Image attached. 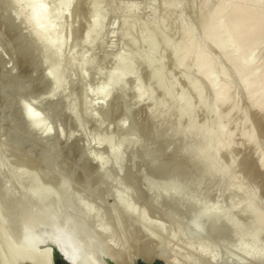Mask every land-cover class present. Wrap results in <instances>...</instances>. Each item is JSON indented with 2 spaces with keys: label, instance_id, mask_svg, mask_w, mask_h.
<instances>
[{
  "label": "rangeland",
  "instance_id": "374dc122",
  "mask_svg": "<svg viewBox=\"0 0 264 264\" xmlns=\"http://www.w3.org/2000/svg\"><path fill=\"white\" fill-rule=\"evenodd\" d=\"M165 1L0 0V166H5V173L0 172V207L16 203L12 193L16 196L28 189L38 191L40 201L62 215L82 217L79 203L94 206L95 218H104L95 219L94 225L104 221L106 228L115 226L112 230L121 234L118 237L119 233L107 230L104 244H118L122 237L124 243L119 244L127 246L122 255L109 253L111 262L117 258L116 264L122 259H129L128 264L153 259L160 264L156 259L167 262L171 251L177 261L182 259L178 262L189 264H229L230 260L264 264L258 257L243 256L249 249L255 251L259 243L264 247V225L258 234L250 229L256 218H264V170L256 161L264 153V112L248 107L231 71L227 75L239 106L232 109L228 103L214 101L212 89L200 78L193 60L182 62L189 41L199 46L204 40L200 20L223 0ZM36 3L45 4L49 24L39 35L32 32L35 20L22 23L13 16L27 17ZM201 6L209 8L208 12L202 15ZM187 27L193 29L195 38ZM51 30L58 33L52 32L54 38L44 50ZM203 42L200 47L206 45L211 55L217 54ZM256 52L259 64L264 44ZM222 58L219 67L228 69ZM121 78L125 89L116 90L113 83ZM100 90L110 92L106 100ZM219 115L227 129L239 133L234 134L233 151L219 154L223 165L235 164L231 175L236 181L231 182V176L228 181L227 176L225 186L224 179L197 160L199 156L190 158L202 142L193 134L199 127L210 130L211 144L222 141ZM245 125L257 135L260 146L242 143L240 130ZM186 130L192 135L187 136ZM9 185H13L12 193L3 202ZM25 199L34 209H41V203ZM121 201L132 207L131 213L120 208ZM243 204L245 210L233 209ZM7 210L0 216L4 227L8 213L13 212ZM14 212L26 216L31 210ZM235 229L244 235L254 231L255 236L237 235ZM4 232L1 227L0 235ZM1 254L0 263L5 264Z\"/></svg>",
  "mask_w": 264,
  "mask_h": 264
},
{
  "label": "bare ground",
  "instance_id": "6f19581e",
  "mask_svg": "<svg viewBox=\"0 0 264 264\" xmlns=\"http://www.w3.org/2000/svg\"><path fill=\"white\" fill-rule=\"evenodd\" d=\"M172 1L174 3V0H172ZM201 1H203V0H201ZM165 2H168V0ZM169 4H167V5H169ZM207 4H208V2H207ZM207 4H206V6H207ZM172 5H175V4H172ZM201 5L204 6V3ZM209 5H211V3ZM203 6H201L202 12H200L202 15L204 14V11L208 12V9H209L208 8V9L202 10ZM215 6L216 7L213 6L214 7L213 9L210 8L211 10L209 9L208 13L204 14V17H202V20H200V24H198V25H200L202 29L204 28L203 29L204 33H202L203 34L202 36H204V37H202V39L204 38V40H205L206 44H208V46L209 45L213 46L214 50L215 51L217 50L216 51L217 54L213 56V55H211L212 51L210 50L211 51L210 52L208 50L210 52V54H209L208 51L205 49L206 45H204V44H203L204 45L203 47H200L202 45L201 42L204 41L202 39H201L202 41L199 42L201 44V45L199 44V46H198V44L195 45L196 42L194 44V42L191 43V41H189L190 43H188V41H187L188 44L186 45V47L183 48L184 50L182 51V54H183L182 55V62H185L186 60L189 61L190 59L193 60V64L198 69V73H199L200 78L204 79L205 82L207 83V85L212 89L214 101L216 103H228V104H230L231 109L232 108H239V106H237L238 105L237 102L234 101V100H236L235 99L236 97H234L236 95L232 92L233 91V88L231 86L232 83H231V80H229L231 78H228V75H230L232 73L233 77L235 76L236 78L235 77L234 78L237 79V82L239 84L238 86L241 87L240 91L242 89L243 92L245 93V94L243 93L244 96L246 95L248 107L250 105V106H252V108L254 107L253 109L258 111L259 114L263 113L264 112V64H262L261 62H264V59H262L263 61L260 60L261 62L259 64L257 63V61H256V53H257L256 50L258 51L261 48V45L264 44V0H223L220 3H217V5H215ZM44 9H45L44 3H36V4H33L31 11L27 17H21L18 14L19 12L17 13L18 14L17 16L16 15H13V16L16 17L17 19H19V21L22 23H28L29 20H35V26L33 27L32 32L35 35L36 34L39 35L43 30H46L47 27H49L47 17L44 14ZM96 20H97V18H96ZM96 20H94V21L96 22ZM201 22H202V24H201ZM197 23H199V22H197ZM190 28L187 27V30ZM201 28H200V31H202ZM187 30H186V32H187ZM191 30L192 31H190V32H192V33H190V35L194 36L195 32L193 33L192 28H191ZM52 32L58 33V32H55L54 30H51V34H52ZM190 35H189V38H188V36L186 37V35H184V31H183V36L186 37L187 40L190 39V37H191ZM53 38H54V34H52V36H50V35L46 36V38L44 39V44L42 45V48L44 50H45V48H48V46H50ZM194 38H195V36H194ZM186 39H185V41H186ZM191 40L197 41L196 39H193V38ZM205 42H203V43H205ZM208 46H207V49H208ZM210 49H211V47H210ZM221 57H223L225 59V61H226L225 63H227L228 69L224 68L225 66L219 67V64L217 62H219L218 59ZM57 60H58V58H57ZM122 61L123 60H121L120 62L122 63ZM57 63H58V61H57ZM55 64H56V62H55ZM229 72H230V74H229ZM223 76H224V78L222 80ZM122 78L118 79L117 81H115L113 83L116 90H118V89L122 90L123 89L124 85L122 86V80H124V79H122ZM195 83H196V81L192 82L191 84L195 85ZM106 86H107V84H106ZM111 88H113V86H111ZM135 88H137V87H135ZM124 89H125V86H124ZM100 91L102 92V90H100ZM148 91H150V90H148ZM144 92H145V90H144ZM198 93H199V96L201 97L202 96L201 90H199ZM232 93L234 94L233 96H232ZM109 94H110L109 91L103 90L101 97H103L104 100H106L109 97ZM148 94H149V92H148ZM144 100H146V99H144ZM137 101H139V100H137ZM167 110H169V108ZM219 116L220 117H219V126H218L219 130L218 131L222 137V141L217 142V143L213 142V144H211L213 141V137H212L210 130L207 127H206L207 129L203 128L204 130L201 129L200 127H199L200 129L198 128V130H196L195 127H193L196 130L195 131L196 134L195 133H193V134L196 135V137L198 136L199 141H202V142H201L200 146L198 145V149H195L196 147L192 149V152L194 149H195L194 152H196V150H197V154L193 153L195 156L193 154H189V155H193L194 158L190 156V158H192L193 160L195 159L196 155H197V158L199 156V158L197 160L201 159V161L204 162L203 164H205V168L207 167L208 172L210 171L212 174H215L216 176L219 177L220 180L224 179L223 180L224 185L221 182H220V184L225 186L226 185L225 181H226L227 176H228L227 180H228L229 176H231L230 177V179L232 178L231 182H234V180L236 181V179H235L236 176L231 175V172H233L232 170L235 168L231 167V165H233L234 163L233 164L230 163V165L224 163V165H223L221 163V159L219 158V156H220L219 154H221L223 152H225V153L230 152L231 153L232 148L235 147V144H236L235 143V139H236L235 136L236 135L234 136V134H239V133H237V130L231 131L234 129H229V127L227 129L225 126V121L222 120L224 123L220 122L221 115H219ZM153 119H154V117H153ZM187 123H188V125H190L189 121ZM245 124H247V123H245ZM192 126H193V123H192ZM237 127H235V128H237ZM244 127L242 128L243 131H242V129L240 130V132L242 133V134H240V138L244 137V139H245V141H244L243 138H241L242 143L247 142L248 144L244 143L247 147L251 146V145H249L250 143L255 145V147L253 146L254 148H256L257 145L260 146V143L258 144L259 139L257 140V135H255L254 131L250 130L251 128L249 130L246 129V128H248L247 125H245ZM189 128H190V126H189ZM189 128H188V130H189ZM194 129H192V131ZM188 130H186L185 134H187V136L192 135V133L190 132L191 129H190L189 133H188ZM181 132H184V131L182 130ZM241 135H243V136H241ZM193 136H191V137H193ZM198 137H197V140H198ZM184 139H186V138H184ZM193 142H195V141H193ZM196 144H198V143H196ZM245 145H243V146H245ZM192 146H195V144ZM142 151H144V150H142ZM259 151H256L255 154L257 152L260 153ZM144 152H143V154H144ZM154 154H156V153H154ZM154 154H152V155H154ZM157 155H158V153H157ZM143 156L144 155H142V157ZM221 156H222V154H221ZM149 157H148V159H149ZM155 157H152V158L154 159ZM94 158L96 159V156ZM256 158H257L256 161H257L258 166L260 167L261 170H264V153L263 152L260 153V155H257ZM155 161H157V160L155 159ZM196 161H194V162H196ZM228 161H230V160L227 159V162ZM152 162L154 163V161H152ZM201 165H202V163H201ZM4 167L2 168L0 166V172L2 171L5 173ZM200 171H202V170H200ZM7 173H6L7 177L9 176V179H12V177L10 178V172H8V170H7ZM203 173H204V171H203ZM205 173H206V171H205ZM215 175H213V176L215 177ZM218 177H217V181H219ZM215 180H216V178H215ZM237 181H239V180L237 179ZM35 182H37V180ZM241 182H242L241 184H243L242 180H241ZM227 185H229V184H227ZM32 186L33 185L31 184V187ZM37 186H38V184H37ZM229 186H231V185H229ZM12 187H13V185L12 186L9 185V187H7V190H6L5 195H4L5 200H3V202L6 200L8 201L9 197L7 195L8 194L10 195V192L13 190ZM236 187H237V185H236ZM240 187H241V185H240ZM237 188L239 189V187H237ZM223 191H224V189H223ZM17 192H18V190H17ZM237 192H238V190H237ZM36 193L33 192V190L30 191L29 189L26 190L24 193H21L20 195H19V193H17L16 196H15V193H12L13 197L11 198V200H13V199L16 200V203L9 204V206H7V208L3 207V209H1L2 207H0V209H1L0 216H1V213L5 209L7 210L9 208L10 210H13L12 213H10V212L8 213L11 215L9 216L8 222L4 223L5 227L3 225L1 226V222H0V226L2 227V230L5 231L4 234L0 235L1 236L0 237V239H1V241H0V248H1L0 252H2V254H3L4 260L3 259L2 260L4 261L5 264H53L52 260H51V253L49 252L50 248L49 247L42 248L43 250L37 251L34 248V245H36V244H34V242L37 241L38 239H40L42 236H46V235L48 236L49 234L57 235V234H59V232L64 233L63 234L64 238L66 237L67 239H69L71 237L70 239L71 240L73 239L76 246L78 248H80L81 259L79 261V264H116L115 262L117 261L116 260L117 258L116 259L113 258V259H115V262H111L108 258L109 253L111 252L113 255V253L115 254V252H116L117 254L122 255V253H125L128 251L127 249L126 250L124 249L127 247V246L126 247L123 246L125 244L122 245L123 247L119 244L121 242V240H123V239H121L122 237L119 238L120 242L118 244H116L115 240H114L115 243L106 242L105 243L106 245L104 244V237H105V235H108L107 230L108 231L110 230L111 234L115 233V232L117 234V233H119V231L117 232V230H118L117 229L114 232L112 229H114L116 227L111 226L110 224L109 225L111 226V229L108 228L109 226H107V228H108L107 229L105 227L106 223L104 224V221L101 223H103L105 226L103 224L100 226L99 221H98L99 224L97 223L94 225V220L97 218H101V217L95 218V215L96 216H98V215L96 212L97 209L96 208H95L96 210L93 209L94 206L93 207L87 206V204L85 206V204L79 203V205H83L82 210H80V211H82V217H79L78 215H67V214L62 215L57 210H55L56 208H54V207L49 208V206L51 207V205L43 204V202L40 201L38 191H36ZM49 195H51V194H49ZM226 195H228V194H226ZM25 197L29 198V200L33 204L34 203H37V204L41 203V205L43 207L41 206V209H34L32 204H29L28 202L25 201L26 200ZM1 198L3 199L2 196H1ZM2 199H1V201H2ZM120 200H122V199H120ZM121 202L123 204L122 203L118 204V202H117V204L120 206V208L125 213H131L133 210L132 207L127 205L128 203L124 205V202L123 201H121ZM59 203H60V201H59ZM30 205H32V208L30 207ZM245 205L246 204L238 205V207L236 205V208L233 207V209L235 211L237 209L238 210L240 209V211L245 210ZM69 207H71V206H69ZM77 207H75V208L77 209ZM27 208L28 209L30 208L31 212L28 213V215L26 214V216L25 215H23V216L18 215L17 213L14 212V211H20L21 212L22 210L24 212V210ZM75 208H74V210H71V211L75 212ZM78 208L80 209V206ZM99 210H100V208H99ZM7 211H9V210H7ZM7 211H6V213H7ZM68 211L71 212L70 210H68ZM237 213H239V212L237 211ZM3 214H4V212H3ZM215 214H217V213H215ZM116 218L118 220L117 216H116ZM103 219L104 218H101V220H103ZM231 220L232 219L229 218L230 222H231ZM250 221L251 220H249V222ZM119 222L121 223V221H119ZM230 222H228V223H230ZM253 223H254L253 224L254 226H251L250 229L253 228L251 230H254V228H255V233L258 234V232L262 231L261 229L264 225V218L258 217L255 219V221H253ZM231 224H232V222H231ZM96 225L97 226L99 225L100 228H97ZM227 226H228V224H227ZM112 227H114V228H112ZM3 228H5V229H3ZM229 228H228L229 230L232 229L231 226ZM238 229L239 228H237V230ZM240 229H241V227H240ZM243 229L245 230V228H243ZM55 231H58V232H55ZM111 231H113V232H111ZM239 231L241 232V230H239ZM240 232H238L237 235L240 234V235H243L244 237L251 236V234L254 235V231H251V233L249 232V235L248 234L244 235L243 234V233H245L244 231L241 233ZM65 234H67V235H65ZM111 234H110V236H111ZM119 235H121V234L119 233L118 237H119ZM253 235H252V238H253ZM107 237L109 238V240L111 239L110 241H112L114 239V238L112 239V237L110 238L109 236H107ZM101 238H102V240H101ZM107 239H105V240L107 241ZM257 240H259V239H257ZM244 242H245V240H244ZM250 242L251 241H248V243H250ZM121 243H124V242H121ZM258 246H260V243ZM258 246H257V249L255 248L256 249L255 251L249 249L245 252V250L243 249L245 252V253L243 252L245 254L243 256H250L251 255L254 257H258L259 260H262L264 262V254H263L264 247L260 246V248H258ZM67 248H68L67 250L69 251L70 250L69 247H67ZM248 248H250V247H248ZM102 249L105 252V255L107 257V261L103 260V258H102L103 255L102 256L100 255L99 250H102ZM171 252H172V254H170ZM171 252L169 253V257L167 258L168 264H189L188 260H186V261H188V263L184 262V261L178 262L180 259L177 261L178 258L176 259V256H174L173 251H171ZM177 253H179V252L177 251ZM246 253H248V254H246ZM127 254L130 258V254L129 253H127ZM119 256H118V258H119ZM184 256L187 257L186 255H184ZM1 258H2V256H1ZM181 258H184V257H181ZM184 259H186V258H184ZM127 260H129V259H127ZM127 260L122 259L121 264H128ZM230 261L228 262L229 264H233V263L237 262V261L234 262L233 260H230ZM138 262H137V264H138ZM191 262H192V260H191ZM133 263L134 262L132 260L130 264H133ZM237 263L238 264H244L241 262L240 263L237 262ZM0 264H2V263H0Z\"/></svg>",
  "mask_w": 264,
  "mask_h": 264
},
{
  "label": "water",
  "instance_id": "95a60500",
  "mask_svg": "<svg viewBox=\"0 0 264 264\" xmlns=\"http://www.w3.org/2000/svg\"><path fill=\"white\" fill-rule=\"evenodd\" d=\"M58 232V231H55ZM64 233H60L55 235L49 234L48 236H42L40 239L34 242V248L37 251L43 250L42 248H47L49 247L50 250L49 252L51 253V260L53 264H59L57 262V253L56 251L60 253L61 256L66 258L67 262L66 264H79V261L81 259V251L80 248L76 246L74 243L73 239L71 240L67 239L66 237L64 238L63 236ZM67 235V234H65ZM33 245V244H32ZM69 247V251L67 250ZM100 255L102 256L103 260L107 261V257L105 255L104 250H99ZM155 262H160V264H168L167 262L163 261L162 259L157 258ZM143 264H155L154 259L151 260L150 262L146 263L144 262Z\"/></svg>",
  "mask_w": 264,
  "mask_h": 264
},
{
  "label": "trees",
  "instance_id": "16d2710c",
  "mask_svg": "<svg viewBox=\"0 0 264 264\" xmlns=\"http://www.w3.org/2000/svg\"><path fill=\"white\" fill-rule=\"evenodd\" d=\"M57 262L59 264H66V259L61 255H57Z\"/></svg>",
  "mask_w": 264,
  "mask_h": 264
},
{
  "label": "flooded vegetation",
  "instance_id": "af4514ba",
  "mask_svg": "<svg viewBox=\"0 0 264 264\" xmlns=\"http://www.w3.org/2000/svg\"><path fill=\"white\" fill-rule=\"evenodd\" d=\"M56 253H57V255H60V253L58 252V250L56 251ZM56 258H57V256H56ZM66 259V258H65ZM66 262H67V260H66Z\"/></svg>",
  "mask_w": 264,
  "mask_h": 264
}]
</instances>
